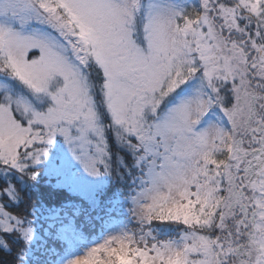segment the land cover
I'll use <instances>...</instances> for the list:
<instances>
[{
    "label": "snow or ice",
    "instance_id": "snow-or-ice-1",
    "mask_svg": "<svg viewBox=\"0 0 264 264\" xmlns=\"http://www.w3.org/2000/svg\"><path fill=\"white\" fill-rule=\"evenodd\" d=\"M0 264H264V0H0Z\"/></svg>",
    "mask_w": 264,
    "mask_h": 264
},
{
    "label": "rangeland",
    "instance_id": "rangeland-1",
    "mask_svg": "<svg viewBox=\"0 0 264 264\" xmlns=\"http://www.w3.org/2000/svg\"><path fill=\"white\" fill-rule=\"evenodd\" d=\"M121 153H122V150L121 149H118L117 146L115 144H113L112 145V160H111V163H112V166H113V169L114 170L121 168V164L123 162L122 159H121V157H120V154ZM125 159H126V157H125ZM39 190L44 191L51 198H54V197L57 196V193L53 192L51 189L47 188L43 184H41ZM125 210H126V207H125ZM121 221L122 220L115 222L113 224V227L119 225V223Z\"/></svg>",
    "mask_w": 264,
    "mask_h": 264
},
{
    "label": "trees",
    "instance_id": "trees-1",
    "mask_svg": "<svg viewBox=\"0 0 264 264\" xmlns=\"http://www.w3.org/2000/svg\"><path fill=\"white\" fill-rule=\"evenodd\" d=\"M120 170H122V168H120ZM39 194H41L44 198H46V200H56L57 199V196L56 197H54V198H51V197H49L44 191H42V190H39ZM115 216H120V213L119 212H117L116 214H115ZM100 230H99V228H97V233L99 232Z\"/></svg>",
    "mask_w": 264,
    "mask_h": 264
}]
</instances>
